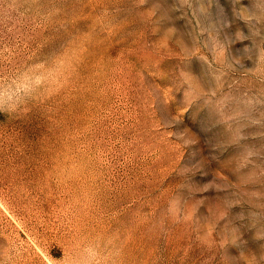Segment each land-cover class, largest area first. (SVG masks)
Returning a JSON list of instances; mask_svg holds the SVG:
<instances>
[{
	"label": "rangeland",
	"instance_id": "rangeland-1",
	"mask_svg": "<svg viewBox=\"0 0 264 264\" xmlns=\"http://www.w3.org/2000/svg\"><path fill=\"white\" fill-rule=\"evenodd\" d=\"M0 264H264V0H0Z\"/></svg>",
	"mask_w": 264,
	"mask_h": 264
}]
</instances>
